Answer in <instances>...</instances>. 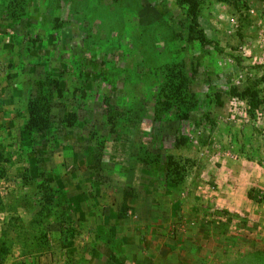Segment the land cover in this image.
Here are the masks:
<instances>
[{"label":"rangeland","instance_id":"rangeland-1","mask_svg":"<svg viewBox=\"0 0 264 264\" xmlns=\"http://www.w3.org/2000/svg\"><path fill=\"white\" fill-rule=\"evenodd\" d=\"M192 1L0 0V264H264V0Z\"/></svg>","mask_w":264,"mask_h":264},{"label":"trees","instance_id":"trees-1","mask_svg":"<svg viewBox=\"0 0 264 264\" xmlns=\"http://www.w3.org/2000/svg\"><path fill=\"white\" fill-rule=\"evenodd\" d=\"M187 14L192 15V18L196 16L195 13V3L192 0H187ZM48 80H43V82L39 80L37 81V87H35L34 93L35 96L29 100L28 103V112L30 123H28V128L38 130L43 132L44 130H48L50 128V123H47V117L51 116L50 108H47V94H44L42 91V87L49 86ZM59 88V87H58ZM57 88V89H58ZM157 118V116H155ZM108 121V120H107ZM45 122V123H44ZM108 126H112L113 123H108Z\"/></svg>","mask_w":264,"mask_h":264},{"label":"crops","instance_id":"crops-1","mask_svg":"<svg viewBox=\"0 0 264 264\" xmlns=\"http://www.w3.org/2000/svg\"><path fill=\"white\" fill-rule=\"evenodd\" d=\"M224 197H225V196H224ZM224 197H223V198H224ZM222 200H223V201H222V204H221V205L226 204V205H223V206H224L225 208H231V209H228V210H233V209H234V206H235V205H232V206H231V205H227V204L235 203V202H234V199H232V198H227V199H226V197H225V198L222 199ZM225 200H226L227 203L225 202ZM232 208H233V209H232ZM236 210H237V211H235V212H239V211H240V212H244V211H245V207L242 206L241 208L239 207V208H237ZM178 261H179V260H178ZM179 262H180V261H179ZM180 264H183V263L180 262Z\"/></svg>","mask_w":264,"mask_h":264}]
</instances>
